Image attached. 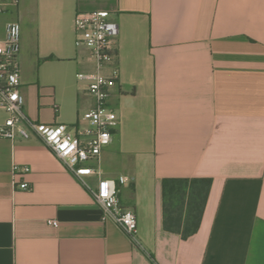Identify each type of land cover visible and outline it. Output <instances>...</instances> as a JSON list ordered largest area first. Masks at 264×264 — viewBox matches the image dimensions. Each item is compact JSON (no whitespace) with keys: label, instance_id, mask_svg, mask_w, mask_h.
Wrapping results in <instances>:
<instances>
[{"label":"crops","instance_id":"0c3cea01","mask_svg":"<svg viewBox=\"0 0 264 264\" xmlns=\"http://www.w3.org/2000/svg\"><path fill=\"white\" fill-rule=\"evenodd\" d=\"M25 111L75 126L95 98L77 72L75 16L106 9L119 24V115L100 165L138 218L136 244L37 136H0V264H264V0H19ZM15 15V19H11ZM9 117L0 107V125ZM30 167L14 187V164ZM208 177L199 230L164 226L163 180ZM95 186L96 175L86 177ZM49 220H57L52 225Z\"/></svg>","mask_w":264,"mask_h":264},{"label":"built area","instance_id":"2783aa9c","mask_svg":"<svg viewBox=\"0 0 264 264\" xmlns=\"http://www.w3.org/2000/svg\"><path fill=\"white\" fill-rule=\"evenodd\" d=\"M19 0H0V12ZM76 47L87 51L93 63L92 70L77 72V79L84 82L95 98L94 107L81 114V121L75 126L64 123H45L31 118L25 111L26 98L21 89L22 70L19 55L22 49V25L19 21L6 24L5 36L0 40V107L9 112V117L0 125V136L16 139L39 137L75 177L90 190L95 202L103 210V220L117 223L134 243H139L138 218L134 210L121 204L119 183L127 177L107 178L100 165H88L99 161L102 150L113 139V131L119 123L117 111L110 106L113 88L120 81V69L115 64L118 56L119 24L106 9L81 11L75 16ZM30 167L13 165L14 187L31 189L28 182H19L20 176L28 173ZM96 175L98 182L91 185L86 179ZM58 225L57 220H49Z\"/></svg>","mask_w":264,"mask_h":264},{"label":"trees","instance_id":"16d2710c","mask_svg":"<svg viewBox=\"0 0 264 264\" xmlns=\"http://www.w3.org/2000/svg\"><path fill=\"white\" fill-rule=\"evenodd\" d=\"M211 185L212 179L208 177L164 178L165 228L184 238L195 234L202 222Z\"/></svg>","mask_w":264,"mask_h":264},{"label":"rangeland","instance_id":"374dc122","mask_svg":"<svg viewBox=\"0 0 264 264\" xmlns=\"http://www.w3.org/2000/svg\"><path fill=\"white\" fill-rule=\"evenodd\" d=\"M8 8H9V13H11V12L12 13L13 12L15 13V11H16V5H9ZM11 19H15V15H13Z\"/></svg>","mask_w":264,"mask_h":264}]
</instances>
